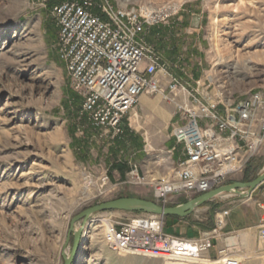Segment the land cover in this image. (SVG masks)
I'll return each instance as SVG.
<instances>
[{
  "label": "rangeland",
  "instance_id": "1",
  "mask_svg": "<svg viewBox=\"0 0 264 264\" xmlns=\"http://www.w3.org/2000/svg\"><path fill=\"white\" fill-rule=\"evenodd\" d=\"M60 1L65 0H0V264H64L74 241V217L142 190L143 198L154 201L152 184L169 178L182 154L172 137L175 107L159 94L141 95L122 120L121 136L94 129L79 115L82 100L56 52L51 11ZM110 1L163 13L147 41L191 87L193 80L211 81V93L220 87L233 97L264 87V0ZM133 164L141 183L132 182ZM249 168L252 180L264 172V146ZM113 170L121 176L116 174V181ZM105 174L108 181L101 187ZM196 211L190 218L198 222L195 237L216 225L208 210ZM135 213L98 212L84 224L75 221L74 229L82 227L78 264H212L110 250L102 219L126 221ZM174 225L164 217L165 231L180 236ZM225 225L209 257H218L225 237H236L232 251L240 264H264V243L252 240L249 252L240 242V227Z\"/></svg>",
  "mask_w": 264,
  "mask_h": 264
},
{
  "label": "built area",
  "instance_id": "2",
  "mask_svg": "<svg viewBox=\"0 0 264 264\" xmlns=\"http://www.w3.org/2000/svg\"><path fill=\"white\" fill-rule=\"evenodd\" d=\"M51 12L58 58L82 100L79 115L94 129L121 136L122 120L142 94H159L174 105L172 137L182 154L173 174L152 184L158 205L169 206L174 196L192 198L222 186L264 146V87L233 97L220 87L211 93V81L204 85L193 80L195 87L184 82L177 66L163 62L147 41L150 29L164 20L160 10L119 6L110 0H65L54 3ZM129 174L132 182L141 183L136 164ZM99 180L102 187L108 176ZM227 214L222 211L215 227L195 238L167 233L159 215L137 212L126 221L104 218L103 242L120 254L240 264L229 237L218 257H209ZM257 234L264 243V221Z\"/></svg>",
  "mask_w": 264,
  "mask_h": 264
},
{
  "label": "crops",
  "instance_id": "3",
  "mask_svg": "<svg viewBox=\"0 0 264 264\" xmlns=\"http://www.w3.org/2000/svg\"><path fill=\"white\" fill-rule=\"evenodd\" d=\"M262 148L260 149V151L262 150ZM255 156L252 157V159L249 161V163L241 173L230 177L223 185L232 184L236 182L252 181L254 169H251L249 167L251 166L252 160L255 158ZM261 170L262 168H258L257 171L259 172ZM112 173L113 174L111 175V177L113 180H117L116 174H118V177L121 178L117 170H113ZM240 191L243 194L246 193V189H240ZM141 194L146 193L142 190L139 194L136 193L130 196L145 199ZM188 199H190V197L174 196L170 200L169 206H175L184 203ZM225 205H230L228 214L226 215L227 217L225 226L229 227L233 225V223H236L240 227L239 231L241 232L239 238L242 246L247 247L248 251L251 252L252 249L250 248V243L252 240L256 241L259 239L257 234L258 226L264 221V189L261 192L256 190L252 192L249 196H243L240 193H223L208 201L204 205L196 208L194 212L196 213L198 212L196 211L197 209L204 208L205 210H208V213L210 214V221H213L214 219H217V217L220 216V213L222 211L221 209ZM194 212L186 217H177L176 219H173L175 223L173 227H175L178 231L176 234L180 236L183 235L182 237L186 238H195V236L192 234V229L194 230V228L197 227L198 222L191 221L193 219H190L192 214H195ZM252 212H255V221H250L249 219L252 215Z\"/></svg>",
  "mask_w": 264,
  "mask_h": 264
},
{
  "label": "water",
  "instance_id": "4",
  "mask_svg": "<svg viewBox=\"0 0 264 264\" xmlns=\"http://www.w3.org/2000/svg\"><path fill=\"white\" fill-rule=\"evenodd\" d=\"M240 189H246V193H242ZM264 189V172L256 179L249 182H236L232 184L222 185L207 193L188 199L186 202L175 206H161L155 201L142 199L138 197H119L113 200L105 201L83 210L72 219L70 231L74 236L71 252L64 257V264H71L75 258L79 240L82 235V227L73 228V224L77 220H82L83 224L89 221V218L98 212L106 211H127V212H143L147 214L159 215L163 217H186L193 213L196 208L204 205L218 195L223 193H240L243 196H249L254 191L261 192Z\"/></svg>",
  "mask_w": 264,
  "mask_h": 264
},
{
  "label": "bare ground",
  "instance_id": "5",
  "mask_svg": "<svg viewBox=\"0 0 264 264\" xmlns=\"http://www.w3.org/2000/svg\"><path fill=\"white\" fill-rule=\"evenodd\" d=\"M102 223L104 224V221H102ZM84 238V237H83ZM229 241V243L231 244V245H235V241H236V237H231V238H229L228 239ZM75 264H78L79 263V253H77L76 255H75V262H74Z\"/></svg>",
  "mask_w": 264,
  "mask_h": 264
},
{
  "label": "trees",
  "instance_id": "6",
  "mask_svg": "<svg viewBox=\"0 0 264 264\" xmlns=\"http://www.w3.org/2000/svg\"><path fill=\"white\" fill-rule=\"evenodd\" d=\"M159 29V28H158ZM158 29L156 28H154L153 30H152V34L154 35V34H156V35H158L160 32L158 31ZM129 197H132V196H129ZM166 218H168V219H176L177 217H166Z\"/></svg>",
  "mask_w": 264,
  "mask_h": 264
}]
</instances>
